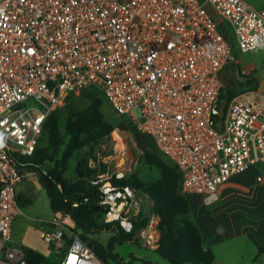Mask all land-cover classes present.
I'll list each match as a JSON object with an SVG mask.
<instances>
[{
	"label": "built area",
	"instance_id": "1",
	"mask_svg": "<svg viewBox=\"0 0 264 264\" xmlns=\"http://www.w3.org/2000/svg\"><path fill=\"white\" fill-rule=\"evenodd\" d=\"M236 47H264V7L244 0H0V264H27L11 245L22 213L17 186L28 177L13 155H33L49 116L86 91L101 93L153 140L181 173L189 200L213 206L232 178L264 167V93L241 88L221 98ZM99 192L105 222L131 233L144 208L136 191L106 181ZM52 225L43 239L53 252L64 251L66 235L71 240L60 264H105L62 220Z\"/></svg>",
	"mask_w": 264,
	"mask_h": 264
},
{
	"label": "trees",
	"instance_id": "2",
	"mask_svg": "<svg viewBox=\"0 0 264 264\" xmlns=\"http://www.w3.org/2000/svg\"><path fill=\"white\" fill-rule=\"evenodd\" d=\"M220 29L232 43L225 26L224 29L221 27ZM228 74L227 67L224 75L225 82ZM238 92L239 89H234L225 83L221 98L229 100ZM76 100L85 101L87 107L76 108L74 105ZM104 102L106 103L104 96L93 90L86 91L79 98H69L64 107L56 109L49 116L34 154L31 156L14 154L13 158L21 175L33 174L37 176L39 184L46 191L53 213H62L69 217L75 225L76 232H80V238L85 244L90 241L88 238L90 235L112 233L113 236L104 249L95 248L96 255L105 264H108L110 260L116 264H123L124 260L115 253L117 247L133 241L137 233L149 224V215L145 214L143 208L140 218L134 222L133 231L126 233L119 223L105 222V211L99 204V185L93 183L95 177L103 172L89 169L85 163L79 162L76 182L70 183L63 176V170L75 151L97 143L115 131L114 125L105 119L102 112ZM63 113L66 115L64 126L68 141L61 158L57 160L55 155L63 143L61 133ZM129 126L134 128L137 133V143L143 152L142 157L145 163L157 169L159 177L147 186H143L135 176L127 179L113 178L112 184L115 187H131L137 191L138 195L143 194L154 203V215L160 219L157 254L165 263L214 264L215 254L211 246L203 243L200 230L191 216L190 203L181 194V173L159 153L150 137L139 133L133 124ZM126 130V126L121 127V131ZM44 138L47 146L43 147L40 146V143ZM48 163H54V165L47 167ZM18 203L21 207H25L31 202L22 201L18 196ZM249 238L257 246L259 254L264 255V246H260L253 236L249 235ZM65 239L67 245L70 246L71 240L67 235ZM20 249L27 264H60L59 258L63 253L62 250L45 256L28 246H21ZM130 258L136 260L134 254H131ZM142 261L143 264H160ZM127 264H133V262L130 261Z\"/></svg>",
	"mask_w": 264,
	"mask_h": 264
},
{
	"label": "rangeland",
	"instance_id": "3",
	"mask_svg": "<svg viewBox=\"0 0 264 264\" xmlns=\"http://www.w3.org/2000/svg\"><path fill=\"white\" fill-rule=\"evenodd\" d=\"M244 1L257 10L264 7V0ZM231 61H238L240 68V70L238 68V82L234 89H248L250 87H255L251 85V82L254 80L256 71H259L261 64L264 62V47L246 53H242L236 47L235 55ZM240 71L249 72V74L242 76ZM248 80L250 81L249 84L246 83ZM225 83H227V81ZM74 105L78 109H84L87 107L86 102L83 100L74 101ZM102 112L105 119L114 125L115 131L113 133L123 140L124 149H120V144L114 139L113 133L97 143L78 149L69 159L68 165L63 170L64 178L70 183L76 182L78 179V164L79 162H82L85 163L86 167L89 169L103 172L95 177L93 181L94 184L98 182V185H101L106 181H111L112 183L113 178L127 179L133 176L137 177L143 186H147L155 181L159 177L158 171L154 167H150L145 163L142 157L143 152L140 150L137 143V133L134 128L129 126L130 123H128V120L117 115L110 105L105 102ZM65 118L66 115L63 113L61 118L63 143L55 155L57 160L61 158L64 147L68 141L64 126ZM122 126H126L127 130L121 131ZM40 146H47L45 138L42 139ZM53 165L54 163H48L47 167ZM255 168L257 169V171L255 170L256 172L260 171L264 173L263 165L258 164ZM17 191L22 201L28 200L31 203L27 204L25 207H21L22 213L15 221L11 239V245L14 248L20 249L21 246H28L43 252L50 250L49 256L53 254L52 247L44 241L43 235L44 233L53 230L52 221L54 219L62 220L65 229L70 230L72 234L80 236V232H76L75 225L69 217L62 213H53L50 208L46 191L39 184L37 176L29 174L28 177L18 184ZM231 191L232 185H223L219 190V198H221V195L224 197L231 196L232 198L233 193ZM241 198H248L253 201L252 203H248V205H244L242 202L243 199H237V201H233L232 203L226 199L223 200V202H220L219 200L216 204L210 207L205 206L199 199H197L198 202L196 204L194 201L195 198H191L190 202L195 204V211H211L214 214L220 212L222 214V212L225 211L219 218L222 222L230 219H234L237 222L239 216L243 217L245 219L241 220L240 218L239 225L236 227H238V229L254 231L255 228H252V220L258 217L261 213L264 214V198L261 194L257 193L256 190L251 192L249 196H242ZM137 199H140L139 202H142L145 214L149 215V224L146 228L141 229L137 233L133 241L117 247L115 253L124 260L123 264H127L130 261H132L133 264H143L142 260L167 264L157 254V241L160 239L158 228L160 219L154 215V203L143 194H137ZM247 218L250 220H247ZM231 226H233V224L230 225V227ZM112 236V233L90 235L88 237L90 241L88 244L86 243V245H89L88 247L96 254L95 248L104 249ZM68 249L69 246L66 245L63 252L65 253ZM131 254L135 255V261L131 260ZM108 264L116 263L110 260Z\"/></svg>",
	"mask_w": 264,
	"mask_h": 264
},
{
	"label": "crops",
	"instance_id": "4",
	"mask_svg": "<svg viewBox=\"0 0 264 264\" xmlns=\"http://www.w3.org/2000/svg\"><path fill=\"white\" fill-rule=\"evenodd\" d=\"M263 8V7H262ZM261 8V9H262ZM256 9V8H255ZM259 10V9H258ZM238 63V61H236ZM239 66V63H238ZM240 70V68H239ZM243 75H248L249 72H242ZM250 82V81H249ZM264 82V62L261 64L259 71H256L254 80H252L251 85L259 87L261 83ZM257 169L254 167L250 171L232 178L225 185H232V198L231 196L224 197L221 195L219 199L220 202L228 199L230 203L237 201V199L242 200L244 205L252 203L253 200L248 198H241L242 196H249L254 190L261 194L264 198V183L258 182L259 177H264V173L256 172ZM264 172V170H263ZM19 195V193H18ZM234 196V197H233ZM195 198V204L198 202V198ZM232 200V201H231ZM191 206V216L193 221L198 226L202 241L205 245L211 246L215 254L214 264H264V255H260L257 246L250 240L249 235L253 236L256 242L260 246H264V214L261 213L258 217L252 220L254 231H249L248 229H238L239 220L245 219L239 216V220L236 222L234 219L222 222L220 217L224 214L213 213L211 211L199 212L195 211L193 203L190 202ZM219 204V203H218ZM217 204V205H218ZM247 220H250L247 218ZM15 224V222H14ZM230 227V225H232ZM14 227V225H13ZM35 249V248H33ZM37 250V249H35ZM49 256L50 250L46 252L37 250Z\"/></svg>",
	"mask_w": 264,
	"mask_h": 264
},
{
	"label": "water",
	"instance_id": "5",
	"mask_svg": "<svg viewBox=\"0 0 264 264\" xmlns=\"http://www.w3.org/2000/svg\"><path fill=\"white\" fill-rule=\"evenodd\" d=\"M205 9L206 11L212 16V18L218 22L220 24V27L222 29H224V25L222 23H220V20L218 18V16L214 13V11L212 10V8L210 7V5H205ZM238 63L235 61H231L228 65V76H227V84L230 85L231 87H236L237 82H238ZM259 91L264 93V82L260 84L259 86ZM227 105V101L223 100L221 103V107H220V114L219 117H223L224 115V111H225V107Z\"/></svg>",
	"mask_w": 264,
	"mask_h": 264
},
{
	"label": "bare ground",
	"instance_id": "6",
	"mask_svg": "<svg viewBox=\"0 0 264 264\" xmlns=\"http://www.w3.org/2000/svg\"><path fill=\"white\" fill-rule=\"evenodd\" d=\"M114 139L118 142V144H120V149L123 150L124 149V143L123 140L120 139V137H118V135H116L115 133H113Z\"/></svg>",
	"mask_w": 264,
	"mask_h": 264
}]
</instances>
